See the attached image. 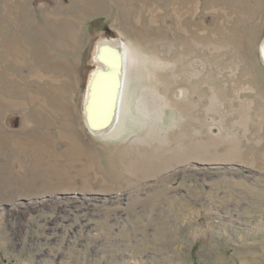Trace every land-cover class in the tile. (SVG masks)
I'll use <instances>...</instances> for the list:
<instances>
[{"label":"rangeland","instance_id":"1","mask_svg":"<svg viewBox=\"0 0 264 264\" xmlns=\"http://www.w3.org/2000/svg\"><path fill=\"white\" fill-rule=\"evenodd\" d=\"M105 40L124 50L123 104L95 132ZM263 42L264 0H0V264H264ZM63 66L66 119L46 107L66 80L29 76ZM48 86L36 110L2 105ZM44 132L96 170L81 153L69 176L66 158L39 172Z\"/></svg>","mask_w":264,"mask_h":264},{"label":"bare ground","instance_id":"2","mask_svg":"<svg viewBox=\"0 0 264 264\" xmlns=\"http://www.w3.org/2000/svg\"><path fill=\"white\" fill-rule=\"evenodd\" d=\"M244 20H246V19H244ZM5 39H6V37H5ZM5 39H4V41H5ZM15 39H17V37ZM14 42H16V41H14ZM118 42H119V40L118 41L117 40H112V41L105 40L104 43L99 45L95 59H97L98 62H101V63L105 64L106 66L111 67L112 69H115V68L119 69L120 67H122L123 64H122L121 59L123 58L124 50ZM118 45H120V46H118ZM11 47L12 46L10 45V43L8 45H5V47H4L5 59L14 58L15 53ZM261 52L263 53V57H264V42H263ZM17 53H18V51L16 52V54ZM18 58H20L19 53H18ZM62 69H64V70H62ZM101 70H103V69H101ZM101 70L100 69L96 70L92 75V80L90 79L91 82H89L90 83L89 84V91H88L87 100H86V107H85L87 116L89 118H91L93 121V122H91V126L95 132H102V126L101 125H103V123L106 121L108 122V120H109V122H111L113 120V118H110V117H112V115L110 114V111H112L113 108L116 111V118H119V116L121 115L122 104H123L122 103L123 102L122 96L124 94L123 93V89H124L123 76L122 75L119 76V78H118L119 84H117V83L113 84V81H112L113 79L110 77L104 78V76H103L104 74H102L103 71H101ZM64 71L66 72L67 69L63 66L61 68V71L58 70L57 72H54V73H49V72H45V71L40 72V71L36 70V71H33V73H31L29 75V76L34 75L38 79L39 78L42 79L41 81H43L44 83L49 82L51 75L58 77V78H59V76H62L66 80L65 82L68 83V86L64 85L62 90L54 92V89L53 88L50 89L49 86L46 88H37L36 90H30L29 88L26 87L23 90H21V92H20V90H18L16 88H11V90L9 92L11 93V95L13 97H18V99L15 98L14 100H11V101H3L2 105H4V106H11V105L19 106L20 105L21 106L24 103L23 100H29V102L32 103V106H34L33 108L36 110L37 106H35V105H37V104L43 105V106L47 105L46 104V93H48V91L51 90V92H54L53 95L56 96V98H57V102H55L56 105L54 107L46 106L48 108V110L50 111V113L52 114V116L53 115H56V116L61 115L65 119L68 116L70 117V110L67 107H65V105H63L61 102L62 98L64 99L68 95L67 90L69 87V79H70L69 78L67 80V78L64 77L67 74H63L64 76L62 75V73ZM29 76L26 77V80L30 79ZM36 115L38 116L39 122L43 127L48 128L51 126L50 125L51 121L49 122V120L47 119L48 115H45V117L40 115V114L39 115L36 114ZM56 116H55V118H56ZM114 116L115 115L113 114V117ZM115 122H116V120H115ZM115 125H116V123H114L112 128ZM63 129H66V128L63 126ZM117 130L119 131V129H117ZM62 131L63 130L60 131V129H59V131H57L59 138L66 137V133H64ZM65 132H66V130H65ZM28 140H29L28 143L30 145V152H33L32 155H30V157L31 158L34 157L33 160L35 161V163L37 165L46 164L43 167L39 166L36 168L39 172H43V173L54 172V168L51 165H49V159H52L54 161H58L62 158H66V162H67V165L65 166L66 172L59 171L62 169L61 167H59V169H57L55 172H57V171L59 172L60 178H63L62 176H66V175L69 176L71 174H69L67 172H69L75 168L76 163H77L76 161H78V158L81 157L83 155V153L87 156L85 159L86 163H84V164H86V165H84V169L87 172H91L92 170H96V163H95L96 160H95L94 156L91 154V152L89 150L87 152L85 150H81V148L79 149V147L76 145L78 141H77V139H75L73 137L71 138V144H70L71 148L69 150H66L63 152L55 151V149L53 148V146H54L53 143L55 142V139L51 138L49 136L48 132H44L42 136H36V138L35 137L28 138ZM33 142L37 146H39V147L41 146L42 151L38 152L36 148H33L31 146ZM16 143H17V148L20 150L21 144L19 143L18 138L16 140ZM81 153H82V155H81ZM39 154H42V156L44 158L43 157L39 158L38 157ZM35 156L38 157L37 161H36ZM80 159H82V158H80ZM39 160H42V161H39ZM77 170L79 172V169H77ZM51 175H48V176L50 177Z\"/></svg>","mask_w":264,"mask_h":264},{"label":"water","instance_id":"3","mask_svg":"<svg viewBox=\"0 0 264 264\" xmlns=\"http://www.w3.org/2000/svg\"><path fill=\"white\" fill-rule=\"evenodd\" d=\"M120 69V70H119ZM115 68V69H112L111 67L110 68H103V70H101V71H103L102 72V74H104L103 76H104V78L105 77H110V78H112L113 80V84H119L118 83V78H119V76L120 75H122V67H120V68ZM116 108V107H115ZM110 114L112 115V117H110V118H113V120L115 119V117H116V111H115V109L113 108V110L112 111H110ZM113 114L115 115L114 117H113ZM109 118V119H110ZM113 120L111 121V122H109V120H108V122L106 121V122H104L103 123V125H101L103 128H109L111 125H112V123H113ZM99 125V124H98Z\"/></svg>","mask_w":264,"mask_h":264}]
</instances>
